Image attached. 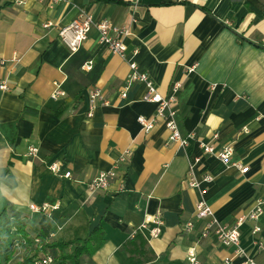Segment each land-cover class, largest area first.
I'll list each match as a JSON object with an SVG mask.
<instances>
[{
  "label": "crops",
  "instance_id": "1",
  "mask_svg": "<svg viewBox=\"0 0 264 264\" xmlns=\"http://www.w3.org/2000/svg\"><path fill=\"white\" fill-rule=\"evenodd\" d=\"M82 11L93 22L127 30L119 36L124 57L101 45L93 26L75 51L59 39L58 30ZM46 22L53 25L45 28ZM0 59V83L7 86L0 89V193L31 239L84 238L101 224L105 243L86 264H129L134 231L155 258L144 264H192V247L196 264H225L232 257L233 248L212 236L199 238L202 221L183 231L200 195L186 177L189 162L199 158L193 175L213 178L203 197L225 224L264 201V0H0ZM129 62L163 96L173 83L181 84L175 121L182 136H191L186 146L168 142L162 123L141 131L137 116H152L156 106L142 99L141 83L120 97ZM56 85L64 95L54 100ZM93 88L106 104L87 116ZM199 141L216 148L232 144L231 160L246 169L238 172L205 154ZM29 147L38 149L35 157L27 155ZM126 148L131 155L119 163L118 176L106 190L90 193L86 183L110 169ZM52 162L71 179L53 174L47 167ZM30 204L57 208L37 213ZM152 219L162 223L157 237L149 234L156 226ZM255 225L261 230L253 235ZM255 241L264 244V204L258 220L240 227V245L264 264V248L257 250ZM25 249L21 244L8 264Z\"/></svg>",
  "mask_w": 264,
  "mask_h": 264
},
{
  "label": "built area",
  "instance_id": "2",
  "mask_svg": "<svg viewBox=\"0 0 264 264\" xmlns=\"http://www.w3.org/2000/svg\"><path fill=\"white\" fill-rule=\"evenodd\" d=\"M2 2H8L15 5L25 4L29 1L36 3H55L61 0H1ZM71 23L66 26L61 27L58 30L59 39L71 50L75 51L79 48L83 41L88 37V33L91 30L92 26L95 28L98 34V42L105 46V48L113 53L117 54L120 57L125 56V45L120 40L119 36L122 34H127V30L123 28H117L112 26L108 21L93 22L91 15L82 11ZM53 24L51 22H46L43 24V27L49 28ZM5 63V60L0 59V67ZM129 72L125 78L124 84L119 92L120 97L125 98L128 89L135 83H141L145 86V93H143L142 99L144 101L155 104V113L150 117H145L143 115L137 116L136 120L140 125L141 131L148 133L152 130L157 124L162 123L168 130V142L177 143L181 147L188 144V139L191 136H182L180 133L177 123L175 121L176 115V94L181 87V84L175 82L170 87L169 94L161 95L155 88L153 82L150 80L148 75L145 72L138 70L134 62H129L128 64ZM87 68H90L88 66ZM191 71V69L189 70ZM7 86L4 82L0 83V89H6ZM64 95V91L60 89L58 85L55 86L50 97L51 99L56 100L58 97ZM101 91L97 88H93L89 92V105L87 116H91L93 110L97 104L102 103L106 104V100L101 96ZM218 137L217 133H213L211 138L216 140ZM199 145L202 148L205 154L214 156L221 161L226 166L235 167L238 172H243L246 167L243 166L239 161H232L231 157L233 155V146L232 144H225L219 148L214 147L215 145L212 141L203 142L199 141ZM38 152L36 147L28 148V156L35 157ZM131 155L129 148L124 149L117 162L112 165L108 170L101 171L95 176L92 180L86 183L87 190L90 193L100 192L106 190L110 183L118 176L117 169L119 163H125ZM199 161V158H194L189 162V172L186 177L187 185L190 187L196 188L200 195L195 203V212L194 219L187 221L183 226L184 232H191L194 229L195 221L200 220L203 222V225L199 231V238L205 239L212 236L219 245L223 247L233 248V255L231 258H240L241 264H258L255 261V258L252 257L241 245H240V227L246 221L255 222L259 219L263 213V204L264 201L258 200L254 207L245 214H242L241 217H238L233 223L225 224L219 221L217 218L213 217L214 214L210 206L206 203L203 194L205 192V184H208L212 181V177L209 175L204 176L201 179H196L193 175L192 168L193 165ZM48 169L55 175L71 179V173L69 171L61 172L60 165L57 162H52L48 164ZM57 206L49 207L47 204H42L36 206L35 204H30L29 209L32 212H50L53 209H56ZM156 226L150 230L151 237H157L162 224L160 221L152 219ZM261 229L258 225H255L252 228L251 233L256 235ZM136 234V231L129 234V238L133 239ZM38 241V239H36ZM257 250H262L264 244L259 241L254 242ZM231 258L225 259V264H228ZM187 260L196 264V253L195 248L192 247L187 251ZM34 264H54V258L51 254L47 253L43 255L40 259L34 261Z\"/></svg>",
  "mask_w": 264,
  "mask_h": 264
},
{
  "label": "trees",
  "instance_id": "3",
  "mask_svg": "<svg viewBox=\"0 0 264 264\" xmlns=\"http://www.w3.org/2000/svg\"><path fill=\"white\" fill-rule=\"evenodd\" d=\"M25 228V222L0 193V264H8L21 244L26 246L25 252L23 257L14 264H34V261L43 257L48 249L57 250L56 254L47 252L53 256L54 264H86L105 243V231L101 224L96 225L84 238H75L65 242H46L39 236L31 239ZM145 247H147L146 240L141 234L136 233L129 243V264H144L155 259Z\"/></svg>",
  "mask_w": 264,
  "mask_h": 264
},
{
  "label": "rangeland",
  "instance_id": "4",
  "mask_svg": "<svg viewBox=\"0 0 264 264\" xmlns=\"http://www.w3.org/2000/svg\"><path fill=\"white\" fill-rule=\"evenodd\" d=\"M13 262V261H12Z\"/></svg>",
  "mask_w": 264,
  "mask_h": 264
}]
</instances>
